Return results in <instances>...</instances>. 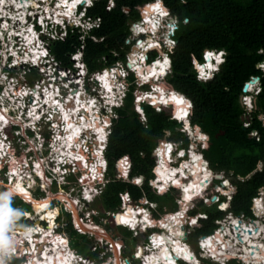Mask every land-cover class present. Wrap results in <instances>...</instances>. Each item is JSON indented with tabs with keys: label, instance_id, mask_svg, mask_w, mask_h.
<instances>
[{
	"label": "clouds",
	"instance_id": "clouds-1",
	"mask_svg": "<svg viewBox=\"0 0 264 264\" xmlns=\"http://www.w3.org/2000/svg\"><path fill=\"white\" fill-rule=\"evenodd\" d=\"M180 2L186 4L187 0ZM52 4L54 7H49ZM13 5L20 8L17 0H0V14L15 24L24 14H14L11 10ZM114 6V0H108L107 10L110 11ZM92 7L94 0H45L43 11L50 13L53 26L63 25L67 18L70 25L79 27L87 35L92 29L90 33L99 29L102 23L101 17H96L95 20L85 19L88 9ZM137 8L142 14L137 21V31L143 33L150 29L155 34L157 30L163 29L160 38L171 53L176 41L170 38L169 33L174 35L175 31L179 30V18L171 13L165 0H150L143 7L138 5ZM145 9L148 10L147 13ZM122 11L127 13L126 8ZM46 19L48 17L41 16V20ZM182 23L186 26L189 23L188 18H184ZM43 27L45 31L48 30L47 24ZM54 33L55 27L50 34L56 38ZM17 35L20 37L18 47L14 39ZM92 38L96 40L95 37ZM59 39L63 40L64 35ZM140 47L145 48V45L141 44ZM147 47L154 48L158 45L149 44ZM74 53L70 55L74 65L72 70L83 76L86 72L84 54L77 52L72 59ZM48 55L39 39V33L31 26H20L13 31L6 22L0 25V264H133V261H138V264H201L196 250L187 242L186 233L182 228L189 222L196 225L195 219L187 218L189 202L196 197L200 198L203 191L200 185L204 181H210L215 174L204 155V151L210 147L211 137L199 125H193L192 99L169 82L168 77L172 72L170 56L161 53L151 71L143 75L140 73V64H137V88L132 93L133 104L139 113L135 111L140 123L146 130L148 124L143 105L153 108L156 113L170 112V119L178 122L180 135L173 139L172 130L165 129L168 141L162 138L160 143H166L158 144L151 150V156L154 158L151 168L153 178L149 179L142 173L130 178L134 163L128 154L115 161L114 169L115 180L131 183L140 189H143L147 180L154 195L160 198H165L172 189L180 190L181 198L176 200L178 210L166 211L159 219H153L152 213L145 207H137L135 212L126 207L123 215L119 212L109 213L118 222L117 227L127 229L133 236L136 235L138 227L141 232L147 228H158L160 231L149 235L150 243L147 246L137 245L131 257L123 256L117 251L107 258L103 254L99 258H87L74 246L73 237L66 230L68 219L73 218V229L80 233L82 230L75 222L74 213L78 208H83L82 201L93 202L103 196L108 184L113 182L106 179L109 170L106 150L109 149V138L113 134L112 120L119 118L114 109L122 108L125 104L130 87L127 81L129 73L119 65L111 70L104 69L102 72L93 73L92 79L97 81L98 85L93 84L92 89L94 92L98 91L102 100H98L97 95H90L83 88V80L79 81L81 88L75 98L69 95L66 100L60 102L55 99L59 92L49 90L43 93L45 99L41 100L38 91L11 77L13 70L9 67L19 63H46ZM227 55L223 49L207 48L203 50L202 62H198L193 55L192 68L196 73L197 82L206 84L213 80L221 72ZM10 57L14 58L11 64ZM146 59L145 55L137 57L140 62ZM256 67L264 71V62L258 63ZM51 71L49 69V72ZM60 75L63 77L64 73L61 72ZM254 78L259 77H252L250 81ZM144 85H148L147 90H144ZM260 91L259 81L252 86L251 92L242 94L241 105L246 112L253 106L257 110L256 96ZM27 97H34L35 100L27 104L25 112ZM70 100L75 106L68 103ZM102 108L106 109L107 115L100 114ZM53 116L57 118L51 127L53 134L46 140L42 135L41 121L44 118L46 123ZM9 125L18 126L20 129L16 133L23 138L19 142V153L13 141L9 140L4 132ZM29 130L34 135L28 136ZM250 136L259 139L255 131L251 132ZM140 156L143 157L144 153L141 152ZM262 164L258 162L259 170ZM69 165L70 169L64 167ZM77 171L82 173L78 179L82 190L72 188L71 191H65L62 186L70 185L68 176ZM253 174L254 172L245 173L237 175L236 178L244 183L250 180ZM201 176L203 179L198 183L197 178ZM223 183L227 190L223 191L222 195L231 202L238 189L228 180ZM38 192L42 195H38ZM120 199L126 204L130 200V193H121ZM139 204L148 205L151 209L159 207L156 202L150 203L146 193L142 195ZM253 204L264 211V200L253 198ZM221 207L226 209L229 204L224 203ZM260 232L264 233V228H261ZM244 239L247 240L248 237L245 236ZM260 239L264 240V236ZM44 242H47V252L40 258L36 253L40 251L38 246ZM121 247L120 244L116 245L117 250ZM197 247L203 250L200 255L211 258L213 264H226L228 257H238L242 264H264V244L259 242L244 251L220 243L213 235L198 239ZM241 252L243 255H240Z\"/></svg>",
	"mask_w": 264,
	"mask_h": 264
},
{
	"label": "trees",
	"instance_id": "trees-1",
	"mask_svg": "<svg viewBox=\"0 0 264 264\" xmlns=\"http://www.w3.org/2000/svg\"><path fill=\"white\" fill-rule=\"evenodd\" d=\"M106 2L107 0H101L88 11L89 16L101 17L102 23L91 36L84 38L83 43L80 34L69 32L64 42H58L52 47V53L62 67L73 68L70 55L82 45L83 61L89 74L124 60L129 50V46L125 44L130 36L129 25L141 18L137 6L143 7L150 0H116L111 11L106 10ZM165 2L171 13L181 21L179 30L175 33L177 45L170 53L172 72L168 80L192 99V123L199 125L211 137L210 147L204 151V155L215 173L216 184L219 185L221 180L228 177L238 189L230 211L234 215L244 213L252 218L253 198L259 195L260 190H264V166L261 170L257 167L258 162L264 165V126L258 118L260 114H264V71L256 67L258 63L264 62V0H187L186 4H182L180 0ZM124 8L129 10L128 14L122 11ZM144 11L147 13L148 10ZM184 18L189 20L186 26L182 23ZM133 29L139 33L136 25ZM206 48L223 49L228 55L226 63L221 66V72L205 84L197 82L191 58L195 55L197 61L202 62L203 50ZM115 52L119 57L113 56ZM159 54L161 51L158 49L152 52L153 58ZM103 57L108 58L106 65L101 63ZM252 77L260 78L261 91L256 96L257 110L251 114L250 126L245 129L246 111L241 105V96L244 85ZM134 91L136 87L132 85L124 107L115 111L119 118L112 120L113 134L109 138L106 156L109 160L107 176L113 182L108 184L103 196L95 201L96 207L102 209L104 215L106 212L121 210L124 202L120 199V194L124 192L130 193L129 205L137 203L146 193L152 202L162 205L170 203L172 209L177 208L173 201L174 195L170 193L165 198L155 196L147 180L143 189L115 180L114 163L124 154L130 155L134 163L130 178L141 173L149 179L153 178L151 168L154 158L151 150L168 134L165 129L172 130L173 139L180 135L178 122L170 119V112L156 113L149 106L144 108L148 124L146 130L133 109ZM253 131L257 132L259 139L250 136ZM163 143L166 142L160 144ZM141 152L144 153L143 157L140 156ZM250 172H254L250 180L244 183L237 180V175ZM195 204L200 209L210 210L200 200ZM189 207L190 213L196 214L194 206ZM128 208L136 211L135 208ZM226 209L222 208L223 211ZM207 214L209 219L201 221L202 227L196 230V235L212 234L217 228L214 222L223 216L219 211ZM69 231L74 246L78 248L75 241L82 239L83 246L78 249L82 254L89 255L90 241L87 237L77 233L71 226Z\"/></svg>",
	"mask_w": 264,
	"mask_h": 264
},
{
	"label": "built area",
	"instance_id": "built-area-1",
	"mask_svg": "<svg viewBox=\"0 0 264 264\" xmlns=\"http://www.w3.org/2000/svg\"><path fill=\"white\" fill-rule=\"evenodd\" d=\"M99 1L100 0H94V5H95L96 2H99ZM115 1L116 0H114V3H115ZM90 9L91 8H89L88 11ZM80 10L81 11L83 10V6H81ZM106 10H107V6H106ZM88 11H87V14L85 16V19L91 18L92 20H95L96 17L89 16L88 15ZM107 11H109V10H107ZM128 12H129V10H127L126 14H128ZM124 13H125V11H124ZM26 15H29V19H30L31 22L28 23L27 21H25V24L23 25L24 27L31 26L34 31H35V29L39 28L41 30V32L44 34V36H47V37L50 38L47 41H41V38L39 37L41 43L44 44L45 50L49 53V55L46 56V60H45L46 63H41V64L38 63L37 65H32L31 63H21V65H19L20 64L19 63V64H16V65H13L11 67H9V66L8 67L10 69H12V70H14V68L20 67V66H30L31 68H36V69H38V71H40L42 73L43 76L49 75L50 76V77H48L49 79H51L52 81H57L58 84H61L60 85L61 87H63V86L66 87L67 86V88H69L68 89L69 94H71V92H72L71 80H68V77L72 76L73 70L69 69V68H62L61 63L58 62L56 56H54L53 53L47 48V46H46L47 42L48 43L53 42V40L59 39V37L61 35H64V38H67V36H68V34L70 32V33H78V34H80V40L83 43L84 38L91 36L90 32L93 29L89 33H87V35H85V33L82 32V30L79 27L74 26V25H70L67 22V18H65V23L63 25H58L57 24V25L53 26L52 23L48 24V22L46 20H41V16H45L42 13L41 10L35 11V10H31V9L29 10L28 9V12L25 14V16ZM46 15L49 18V21L51 22L50 13H47ZM44 24L48 25V30L47 31L44 30V27H43ZM137 24H138V22H131L130 25H129L131 36L126 40L127 43H125V44L127 46H129L131 50H129L126 53L124 60L116 61L111 66H105L103 69L96 71V72H102L104 69L111 70L112 68L116 67L117 65H119L120 67H123L124 70L129 73V75L127 76V81L129 83L130 87L128 88L127 94H128V92H129V90H130L132 85H134L137 88L136 77H135V69H136L137 64H140V67H143L145 69L143 72L146 73V68L150 67V65H153L155 60L160 58V54L153 58L152 52L154 50L159 49L161 51V53H164V54L170 56V53L168 52L166 45L164 44L163 40L160 38L162 33H163V31H164L163 29L157 30V32L155 34H153L152 31H145L143 33H137V35H135L136 32L134 31L133 27L135 25H137ZM166 26H170V25H166ZM53 27H55L54 35H55L56 38H53V35L50 34L51 31H52V29L50 30V28H53ZM61 28H62L63 32L61 34L56 33V30L57 29H61ZM12 30H13V28H12ZM13 31H15V30H13ZM175 33H176V31H175ZM175 33H174V35L172 33H169L170 38L175 40ZM82 36H83V39H81ZM95 41H97V39ZM141 44L145 45V48H141L140 47ZM149 44H156V45H158V47L148 48L147 45H149ZM176 45H177V42H176ZM134 48H137V51H134ZM83 51H84V46L82 45L77 52H83ZM76 53H74L71 56L72 59H73V57H74V55ZM132 53L136 54L135 60H132L131 57H130V56H133ZM140 55H145L147 57V59L145 61H143V62L138 61L137 57L140 56ZM113 56L114 57H119V54L115 52V53H113ZM12 59H14V58H12V57L9 58V61H10L9 64H11V60ZM107 60H108L107 57H103V58H101V63L106 65ZM131 63L133 64V66H131ZM73 67H74V65H73ZM85 68H86V66H85ZM49 69H51L52 71L49 72ZM61 72L64 73L63 77H61V75H60ZM96 72H94V73H96ZM9 74H10V72H9ZM92 75H93V73L89 74V72L87 71V68H86L85 74L83 76L82 75L78 76V79L73 81V82H79V81L83 80L84 81V83H83V88L84 89H85V87L87 85H90V86L93 85V84H97L98 85V82L95 81L94 79H92ZM11 77H13L12 74H11ZM56 86H51V88L47 89L46 91L53 90V88L56 87ZM80 88H81V84L79 83V85L77 87L78 91L80 90ZM147 89H148V86L144 85V90H147ZM94 93L98 96V91H96ZM59 97H62V95H59V96H57L55 98L59 99ZM60 100H61V98H60ZM98 100H102V98L98 96ZM245 100L247 101L248 98H245ZM61 102H63V100H61ZM133 107H134V104H133ZM142 107H143V111H144L145 105H143ZM134 110H135V107H134ZM254 110H256L254 106L251 109H249V108L247 109L246 115L244 117V121H245L244 127L245 128H248L250 126L251 114L253 113ZM114 111H116V109H114ZM100 114L101 115H107L106 109L102 108ZM45 115H47V113ZM258 118L262 121L263 126H264V116L260 115ZM42 120L44 122V118H42ZM54 122L55 121H52V119L48 120L46 123L44 122V124L46 125V127H45L46 132L43 134V136L45 137L46 140H49L51 138L52 134H53L51 132V127H52ZM64 167H68L69 169L71 168L70 165L69 166H64ZM259 167H260V169H262L263 164L260 165ZM80 176H82V173H80L79 171H77L75 173H71L68 176V180L69 179H74V180L71 181V188L78 187L77 189H81L82 190V186L78 182V179H79ZM72 177H74V178H72ZM106 179H108L107 174H106ZM202 179H203L202 176L197 178L198 183ZM224 180H228L231 184H233V182L231 181L230 178L225 177L222 181H220L219 185H217L216 182H215L214 176H213V178L210 181H204L200 185L202 189L211 188V189H209L208 192H205L203 190L202 194L200 196L204 206L207 207V208H214L216 206V210L217 211L225 212V214H226L225 219H223L222 221H216L215 222L217 228L214 230L213 233L216 234V233H219V232H226L225 228H229L231 226V223H230L231 221H229L227 219L231 220L232 218H236L237 220L241 221V225H243V227L242 226L239 227V234H240L241 238H242V235L244 234L243 231L247 232V233L250 231V233L252 234V236L250 238H252V239H253V236H255V235H257L259 238L261 236H264V233L260 232V229L264 228V211H262L261 209L257 208L254 204H253V206L251 208L252 215H253L252 218H249V217L245 216L244 213H240L239 215H234L231 211H227V209L229 207L226 209V211L222 210V208H221L222 204L228 203L229 206H230L231 202H232V201L229 202L227 197L222 195V192L227 190V186L223 183ZM85 183H86V181H85ZM214 184H215V189L213 190L212 187L214 186ZM218 189H219V191H218ZM197 198H199V197H196L194 199H197ZM213 198H215L214 201H212ZM256 198L264 200V190H260L259 191V195ZM191 202H189V203H191ZM82 203L85 206V205H88V204H90L92 202L82 201ZM124 204H125V202H124ZM192 215H194V214H192ZM187 217H188L189 220L195 219L196 220V225H193V224H191L189 222V223L185 224L184 226H186V225H189L190 227L198 226L197 227L198 229H200L202 227V225L199 224L198 220H202L203 221V220H208L209 219V215L206 214V213L200 214L198 216H187ZM76 223L79 224L78 222H76ZM259 224H260L261 228H259ZM80 228L82 230L80 233H84L83 228H82L81 225H80ZM214 234H211V235H208V236H213ZM208 236H206V237H208ZM206 237L202 236L200 238H206ZM225 237H227L226 238L227 242L229 241L230 243L232 242V239H234L233 245L235 246V244H236L235 243V240H236L235 238H231L229 235H227V234L224 235L223 234V238L224 239H225ZM218 241H220V240L218 239ZM262 241H264V240H262ZM238 246L240 248V244H238ZM196 247H197V243H196ZM251 248H253V247H250V249ZM202 251H203L202 249H199L197 247V252H198V256H199V258L201 260V264H207V263L208 264H213V261L211 260V258H204V257H202L200 255V253ZM233 260L236 261V262H239V264H242V261L239 258H237V257H234V259L227 258L226 264H228L229 262H231ZM203 261H206V262H203ZM178 264H182V262H178Z\"/></svg>",
	"mask_w": 264,
	"mask_h": 264
},
{
	"label": "flooded vegetation",
	"instance_id": "flooded-vegetation-1",
	"mask_svg": "<svg viewBox=\"0 0 264 264\" xmlns=\"http://www.w3.org/2000/svg\"><path fill=\"white\" fill-rule=\"evenodd\" d=\"M17 3L20 4V8H16L13 5L11 10H12V12L14 14H18V13H21L22 12L24 14L23 17H22V19L16 21L15 24H13V22L8 17H4L2 14H0V25L4 24L6 22V23H8L13 28V30H16L20 26H23L25 24V21H27L28 23H30L31 21L29 19V15H26L25 16V14L28 12V9L29 10L30 9L31 10H35V11L41 10L42 13L45 15V17H47V15H46L47 13H45L43 11V8L45 6V0H17ZM107 4H108V0L106 2V6H107ZM49 7H54V4L50 5ZM5 10H7V9H5ZM46 21L48 22V24H51V22L49 21V18L46 19ZM51 29L52 28H50V30ZM35 31H37L39 33V37L41 38V41H47L48 39H50L49 37L44 36V34L41 32V30L39 28L35 29ZM62 32H63L62 28L56 30V33H58V34H61ZM14 39L17 41V45L16 46L18 47L19 46L20 37L17 35V36L14 37ZM65 40H66V38H64L63 40H60V39L53 40V42H50V43L47 42V45L46 46L52 52V47L56 43H58V42H64ZM53 55L55 56V54H53ZM19 65H21V63ZM62 68H65V67H62ZM11 73H12V76L15 77V78H17L20 81L21 84H24V85H27L29 87H32L36 91H38L40 93V99L41 100L45 99V96L43 95V93L47 89L51 88V86H56L58 84L57 81H52L51 79H49L48 78V75L43 76L42 73L40 71H38V69L31 68L30 66H20V67H16V68H14V70ZM74 74H75V76L72 75V76H69L68 77V80H71V88H72L71 94H69V91H68L69 88H67V89H65L63 87L61 88L60 84H58L56 87L53 88V90L59 92V95H62V97H59V99H57L58 101L61 102V100H63V101L66 100L67 95H72L74 98L76 96H78V94H79V91L77 89L78 85H77L76 82L74 83L73 81L77 80L78 79V76H80V74H77L76 71L74 72ZM21 77H23V79H20ZM46 78H48V79H46ZM88 86H90V85H87V88H88ZM0 90H2V89H0ZM60 98H61V100H60ZM34 100H35L34 97H27L26 98L27 103H26V107H25V112L27 111L26 110L27 109V104L34 102ZM71 104L74 106L73 103H71ZM44 107L47 108V105H45ZM56 119H57L56 116H53L52 117V121H55L56 122ZM41 124H42V127L43 128L46 127V125L44 124L43 120L41 121ZM5 129H6L5 134L8 136L9 140L13 141V143L17 147L18 153H19V150H20V143L19 142L23 139L22 137H19V136L16 135V133H18L20 131L19 127L18 126L11 125V127H10V129L12 130L11 132H10V130H8V128H5ZM43 134L44 133L42 132V135ZM27 135L28 136H32L34 134L29 130L28 133H27ZM158 144H160V142ZM29 155H31V154H29ZM115 174H116V171H115ZM72 178H74V177H72ZM72 180H74V179H69L70 182ZM172 190H177V192L181 196L180 190H178V189H172ZM172 190H171V192H172ZM140 199L137 201V203H135L136 206L134 204L133 205H129V204L125 205L124 204L123 205L124 207L122 206L123 209L121 208V210L119 211V213L121 214V211L124 213L126 207H132V208H135V209H137V207H141V206H139L140 205L139 204ZM200 199H201V197L200 198H197V199H194L191 203H189V205H193L194 206V209L197 212H196V214L192 215L190 213L191 211L189 210V212L187 213V216H198L200 214H203L202 212H200V207H198L197 204H195ZM200 201H202V199ZM151 202L152 201H150V203ZM156 203H158V205H159V207L157 209H151L148 205H143L142 206V207L148 208V210L152 213V218H155V219H159V217L162 214H164L166 211L167 212H174V211L178 210V207H177L176 209H172L171 211H169V210H167V207L165 205H162L159 202H156ZM175 204H176V200H175ZM80 211H82V209ZM109 213L110 212H106L105 215H102V214L101 215L104 216V217H106V218L113 219L112 216L109 215ZM78 214H80V212H78ZM78 214H77V218H75V219L76 220L78 219V222H79V224L81 223L80 225L83 227V231H84V233H79L80 235H84V236L89 235V236H92V237L93 236H96L98 238H103L102 240L105 241L106 244L109 243V245H106V247H103V245H102L103 243L101 241L98 242L99 241L98 240L97 241V244H96V246L94 248V252H91L90 251L91 252V255H85V257H87V258H92V257L93 258H99L102 254L104 255L105 258L111 257V256H113L115 254L114 253V250H113V247L116 246L117 244L122 245V247L118 250L121 255L127 256V257H131L132 254H133V252L135 251V249L137 247V246L136 247L130 246V243L131 242H134L133 240H135V242H136L135 245H137V244L139 245L140 244V246H147L150 243V241H149V235L152 234V233H158L160 231L157 228L155 231H152L151 232V230H150L151 228H147L143 232H141L140 229L138 228L136 230V236H138L139 234L140 235L144 234V236H142V239L143 240L138 242V241H136V238L137 237L136 238H130V237H132V234L133 233L124 228L126 231H123V233H125L124 236H122V237H124L123 239H122V237H120L119 239H117L116 238V235L112 236V234H109V235H111V237L113 239V240H111V237L109 235H106V231L104 232L105 235H106L105 236L104 233L102 232L104 230L101 229L98 225H95L96 227H93V228L94 229L96 228L97 232L98 233H102V235L100 234V236H98V233L97 234H94V233L92 234V233L86 232L84 229L85 228H88L87 227L88 226L87 219H86V217H84L85 215H82L81 216V215H78ZM98 214L99 213H92L90 219L93 220V221H98V219H97ZM222 214H223L222 218L217 219L216 221H222L223 219H225V217H226L225 212H222ZM72 219L73 218H71V220ZM68 221L70 223L67 225V229L66 230H69V227L70 226L73 227L72 226V221H70L69 219H68ZM198 221H199V224H201V221L202 220H198ZM75 222H77V221H75ZM197 227L198 226L190 227L189 225H186V226L183 227V231H185V233H186V240H187V242H189L191 239L194 238V239H196V243H197V240L200 237H202V236H205L206 237L208 235H211V234H206V235L201 234V235H197L196 236V228ZM149 230H150V232H148ZM212 234H214V233H212ZM219 234H222V237H221L222 239L217 238V240L219 239L220 240L219 242L222 241L221 242L222 244L225 243V242H227V240H226L227 237H225V239L223 238V234L225 235L226 232H220ZM102 236H104V237H102ZM107 236H109V239L107 238ZM113 241H115V242H113ZM232 241H234V239H232ZM114 243L116 245H114ZM41 246L44 248L43 250L41 249ZM38 247H40V249H41L40 251H38V253H40V258H42L43 257L42 256L43 255L42 252H44V253L47 252V246L44 245V244H41ZM108 247L110 249H108ZM196 252H197V250H196ZM173 254L174 253H172V255ZM197 256H198V252H197ZM117 258H119V256ZM197 258H199V256ZM133 264H138V261H133ZM228 264H237V262L233 260V261L229 262Z\"/></svg>",
	"mask_w": 264,
	"mask_h": 264
},
{
	"label": "rangeland",
	"instance_id": "rangeland-1",
	"mask_svg": "<svg viewBox=\"0 0 264 264\" xmlns=\"http://www.w3.org/2000/svg\"><path fill=\"white\" fill-rule=\"evenodd\" d=\"M241 1H247V0H241ZM150 31V30H149ZM131 50V49H130ZM131 66H133L132 65V63H131ZM142 70V68L140 67V71ZM72 75H74L75 76V74H74V72L72 73ZM48 77H50L49 75H48ZM46 79H48V78H46ZM75 83V82H74ZM61 85V84H60ZM86 86V85H85ZM148 86V85H147ZM85 90L89 93V94H91V95H96L94 92H93V89H92V85L91 86H89L88 88H87V86L85 87ZM254 97V96H253ZM27 110V109H26ZM10 127H11V125L10 126H8L7 128H8V130H10V132L12 131L11 129H10ZM6 131V129L4 130V132ZM46 132V129L45 128H43V133H45ZM165 139H166V142L168 141V136H165L164 137ZM45 154H47V153H45ZM63 187V189L65 190V191H71L72 190V188H71V184L69 185V184H66V185H64V186H62ZM53 188L55 189V183H54V185H53ZM76 188H78V187H76ZM209 189H211V188H209ZM209 189H203L205 192H208L209 191ZM212 189L214 190L215 189V184H214V186L212 187ZM212 190V191H213ZM211 192V191H210ZM38 195H42V193H37ZM171 194L172 195H174V203H175V200H177V199H179V198H181V196H180V194L177 192V190H172V192H171ZM96 200H94L92 203H90V204H88V205H85V206H83V208H78L77 209V211H76V214H78V212H80V214H78V215H85L84 217H86V219H87V224H88V228L89 227H96L95 225H98L101 229H103L104 231H103V233L106 231V235H109V234H112V236H114V235H116V238L117 239H119L120 237H122V236H124V234L125 233H123V231H126L124 228H120V227H117V221H115V220H113V219H109V218H106V217H104V216H102V215H104V212L102 211V209H99L98 208V206L96 207V202H95ZM161 203H163V202H161ZM128 203H126L125 205H127ZM123 205H124V203H123ZM135 205V204H134ZM136 206V205H135ZM139 206H141V205H139ZM165 206L167 207V210H169V211H171L172 210V208H171V204L170 203H168V204H165ZM124 207V206H123ZM123 207H122V209H123ZM142 207V206H141ZM177 207H179L178 205H177ZM230 208H231V205L229 206V208L227 209V211H230ZM82 209V211H80ZM210 210H206V209H204V208H202V209H200V212H209V213H212V212H216V206L214 207V208H209ZM122 212V211H121ZM92 213H99L98 214V216H97V219H98V221H93V220H91L90 218H91V214ZM75 214V213H74ZM102 214V215H101ZM74 217H75V215H74ZM71 218L72 217H70L69 218V220L70 221H72L71 220ZM76 218V217H75ZM90 219V220H89ZM153 219H155V218H153ZM77 221V220H76ZM78 222V221H77ZM43 223V222H42ZM70 222L68 221V224H69ZM79 223V222H78ZM67 224V225H68ZM73 228V227H72ZM83 228V227H82ZM88 228H85L84 230L86 231V232H89V233H92L93 234V232H91L90 231V229H88ZM98 229V228H97ZM198 228H196V230H197ZM151 230V232L152 231H155L156 229H154V228H151L150 229ZM150 230L148 231V232H150ZM67 232L68 233H70V231L69 230H67ZM94 234H97V233H94ZM100 234L102 235V233H98V236H100ZM104 235H105V233H104ZM105 235V236H106ZM110 237H111V235H109ZM142 236H144V234H142V235H138V236H133V234H132V237H130V238H136V241H142L143 239H142ZM197 236V235H196ZM87 237V240H89L90 241V245H89V255H91V252H94V248H95V246H96V244H97V241L98 242H102L103 244V247H106V245H109V243H107L106 244V242L105 241H103L102 239L103 238H98V237H96V236H89V235H87L86 236ZM102 237H104V236H102ZM95 238V239H94ZM108 238V237H107ZM124 237H122V239H123ZM109 239V238H108ZM111 240H113L112 239V237H111ZM134 242H131L130 243V246H134V247H136L137 245H135L136 244V242H135V240H133ZM113 242H115V241H113ZM75 243L77 244V246H78V248H82V239H76V241H75ZM189 243L193 246V248L195 249V250H197V247H196V239H191L190 241H189ZM114 245H116L115 243H114ZM140 245V244H139ZM116 247V246H115ZM108 249H110L109 247H108ZM116 249V248H115ZM114 249V247H113V250H114V253H117V249L115 250ZM127 249V248H126ZM81 251L83 250V249H80ZM91 251V252H90ZM128 251V250H127ZM130 253V252H129ZM128 253V254H129ZM85 256V255H84ZM93 258V257H92ZM237 264H239V262H237Z\"/></svg>",
	"mask_w": 264,
	"mask_h": 264
},
{
	"label": "bare ground",
	"instance_id": "bare-ground-1",
	"mask_svg": "<svg viewBox=\"0 0 264 264\" xmlns=\"http://www.w3.org/2000/svg\"><path fill=\"white\" fill-rule=\"evenodd\" d=\"M136 29H137V27H136ZM135 29V30H136ZM150 30V29H149ZM148 30V31H149ZM151 31V30H150ZM136 32V31H135ZM140 33V32H139ZM135 35H137V33H135ZM133 54V56H130L131 57V59L132 60H135V58H136V54H134V53H132ZM133 65V64H132ZM154 67V64L153 65H150V67H148V68H146V72H150L151 71V69ZM142 68V70L140 71L141 72V75H143V71L145 70L143 67H141ZM145 74V73H144ZM77 83V85H79V82H76ZM62 88V87H61ZM63 88H65V89H67V86L65 87V86H63ZM69 95H67V97H68ZM67 97H66V99H67ZM69 102V104H71V103H73L74 104V102L73 101H68ZM75 106V105H74ZM54 119V118H53ZM124 213H121V215H123ZM75 217L77 218V214H76V212H75ZM138 219L140 218V217H137ZM75 221H76V219H75ZM77 221H78V219H77ZM229 221H231L230 223H231V226L229 227V228H225V230H226V234L227 235H229L231 238H235L236 240H235V248L236 249H243L244 251H246V250H248V249H250V247H253L257 242H259V243H261V244H264V241H262V240H260V238L257 236V235H255V236H253V239L252 238H250L251 236H252V234L251 233H247V232H244L243 231V235H242V239L240 238H238L237 237V235L239 234V226H238V221L239 220H237L236 218H232L231 220H229ZM81 224V223H80ZM242 227H243V225H241ZM139 228V227H138ZM137 228V229H138ZM259 228H261V226H260V224H259ZM89 229H90V231L91 232H93V233H98L97 232V230H96V228L94 229L93 227H89ZM101 231V230H100ZM103 232V231H102ZM220 233V232H219ZM259 235V234H258ZM245 236H247L248 237V239L247 240H245L244 239V237ZM108 238H109V236H107ZM255 239V240H254ZM47 242H44V245H46L47 246V244H46ZM233 243H234V241H232L231 243L228 241V242H225V243H223V244H225L226 246H229V247H231V246H234L233 245ZM238 244H240V248H239V246H238ZM40 248V247H39ZM116 247L114 246V249H115ZM41 249L43 250L44 248L41 246ZM40 249V250H41ZM116 250V249H115ZM42 254L44 255V254H46V253H44V252H42ZM36 255L38 256V257H40V253H36ZM42 255V256H43ZM174 255V254H173ZM240 255H243V252H241L240 253ZM173 258L175 259L176 257H175V255L173 256ZM238 258V257H237Z\"/></svg>",
	"mask_w": 264,
	"mask_h": 264
},
{
	"label": "water",
	"instance_id": "water-1",
	"mask_svg": "<svg viewBox=\"0 0 264 264\" xmlns=\"http://www.w3.org/2000/svg\"><path fill=\"white\" fill-rule=\"evenodd\" d=\"M259 81H260V78H254V79H252L250 82L246 83V84L244 85V88H243V93L248 92V91L252 88V86L258 84ZM214 200H215V198L212 199V201H214ZM227 220H230V219H227ZM238 222H239V223H238V226L241 227V221H238ZM248 233H250V231H249ZM214 236H216V238H220V239H222V238H221V237H222V234L216 233V234H214ZM237 237L240 239V238H241L240 234H238ZM241 239H242V238H241ZM228 258H232V259H234V257H228Z\"/></svg>",
	"mask_w": 264,
	"mask_h": 264
}]
</instances>
